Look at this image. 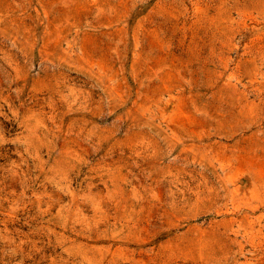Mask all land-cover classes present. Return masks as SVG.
Listing matches in <instances>:
<instances>
[{
  "label": "rangeland",
  "instance_id": "374dc122",
  "mask_svg": "<svg viewBox=\"0 0 264 264\" xmlns=\"http://www.w3.org/2000/svg\"><path fill=\"white\" fill-rule=\"evenodd\" d=\"M0 264H264V0H0Z\"/></svg>",
  "mask_w": 264,
  "mask_h": 264
}]
</instances>
